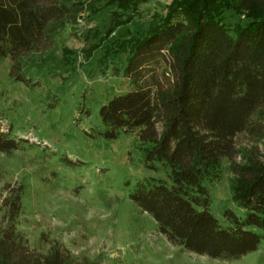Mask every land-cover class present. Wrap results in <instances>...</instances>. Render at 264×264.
Masks as SVG:
<instances>
[{
    "label": "trees",
    "instance_id": "1",
    "mask_svg": "<svg viewBox=\"0 0 264 264\" xmlns=\"http://www.w3.org/2000/svg\"><path fill=\"white\" fill-rule=\"evenodd\" d=\"M101 1L0 0V58L9 55L19 70L23 55L51 47L67 26L95 14ZM139 2L105 0L119 8L113 17ZM227 8L247 19L234 33L221 19ZM125 40L123 79L131 88L100 107L106 136L140 127V138L150 142L147 165L159 161L170 168V182H138L130 199L170 243L188 252L229 260L256 250L261 235L249 227L264 230V0H183ZM239 134L250 145H240ZM15 146L7 129L0 130V151ZM222 161L231 175L230 199L244 218L227 208L221 223L210 212L208 186ZM3 190L0 264H102L74 256L56 240L45 252L31 247L17 228L21 186Z\"/></svg>",
    "mask_w": 264,
    "mask_h": 264
},
{
    "label": "rangeland",
    "instance_id": "2",
    "mask_svg": "<svg viewBox=\"0 0 264 264\" xmlns=\"http://www.w3.org/2000/svg\"><path fill=\"white\" fill-rule=\"evenodd\" d=\"M180 1L140 0L113 17L119 8L103 0L88 20L61 31L51 47L23 55L19 70H13L9 55L0 58V130L7 129L16 142L0 151V195L6 184L21 186L17 228L31 247L45 252L56 240L74 256L102 264H264V230L253 226L249 229L261 235L257 249L236 259H215L170 243L130 199L138 182H170L169 166L147 165L150 142L140 138V127L106 136L100 107L131 88L123 79L122 43ZM221 19L231 33L247 22L228 8ZM236 140L250 145L244 134ZM216 173L208 186L210 212L221 223L227 208L244 218L230 199L226 161ZM2 215L0 210V223Z\"/></svg>",
    "mask_w": 264,
    "mask_h": 264
}]
</instances>
